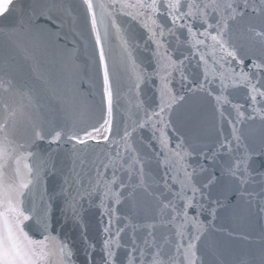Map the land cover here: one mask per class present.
<instances>
[{"label":"snow or ice","instance_id":"obj_1","mask_svg":"<svg viewBox=\"0 0 264 264\" xmlns=\"http://www.w3.org/2000/svg\"><path fill=\"white\" fill-rule=\"evenodd\" d=\"M83 4L90 15L95 42L100 46L99 58L103 63L108 117L103 123L107 125L109 134L103 137L104 141H109L112 135L113 91L99 26L103 25L105 36L109 34V27L115 30L114 34L120 40L122 61L136 73L135 86L139 88L140 83L151 78L153 73L145 72L136 64L132 51L134 42L117 23V16L122 14L138 21L148 34L147 42L154 45V74L160 81L157 108L151 113L145 110L144 119H137L126 126L118 140L113 138V152L93 168L95 175H88L84 161L80 160L79 171L74 164L65 179L62 192L66 193L67 206L74 220L79 222L82 219L84 202L90 203L93 197L98 198L102 216L107 217L99 246L87 237L86 229L82 228L85 264H202L199 245L210 225L199 219L200 213L207 211L215 219L217 211L227 206L229 197L248 204L257 201L264 207V172L251 169L255 152L247 146L244 132L238 127L246 120L259 118L264 121V25L257 28L249 23L243 30L247 33V45L236 42L242 35L239 25L246 17L264 21V0H83ZM56 6L53 0L47 16L32 9L26 14L22 10L21 19L11 28L10 34L31 33L40 16L52 19L50 10ZM181 31L186 34L184 43L189 44V53H180L174 59L175 45L181 43L178 35ZM241 49L258 50L260 56L242 55ZM209 58L214 64L211 74L206 70L203 79L189 87V91L212 96L222 119L225 118V105L236 113L235 118L228 121L230 138L223 137L210 153H199L204 161H211L212 171L204 163L198 166L191 164L189 158L194 152L188 150L183 140L171 146L165 131L170 126L172 112L185 100L184 95L171 88L173 81L178 76L181 87H184L188 80L184 72L187 64L196 59L198 64L207 68ZM245 59L251 60L247 71ZM216 81L219 82L218 91L212 87ZM237 87L247 89L251 109L247 117L242 111L244 105L232 103L228 96L229 90ZM12 91L20 97L15 105L3 99L4 93ZM34 108L29 92L17 88L11 78L0 75V264H75L73 247L49 232L47 204L38 213L35 206L26 203L32 196V187L40 180L41 169L28 162L35 153L29 151L31 145L17 139V127L23 120L32 122ZM150 121V126L160 133L157 139L161 153L165 154V176L179 186L173 191L165 181L171 198L163 192L151 190L152 186L145 181L146 159L134 146V134ZM92 132H99V128H93ZM92 132H85V138L69 135L67 139L87 146L89 140H96ZM61 137L62 132L57 131L51 142L59 144ZM34 139L42 140L44 136L36 130ZM260 154H264V148L260 149ZM75 158L80 159L78 156ZM218 161L222 163L218 165ZM217 167L219 175L215 171ZM120 172L128 174L127 181ZM202 174L203 179H200ZM133 176L136 183L131 182ZM125 189H129L126 194ZM213 189L218 192L215 197ZM138 190L157 202L159 225L170 228L169 233L157 237V225L152 224L148 226L147 234L139 237L137 226L120 225L114 205H119L123 199H135ZM189 209H196V214L190 215ZM33 217H36V230L41 232L43 239H33L25 231V221ZM129 228L131 234L128 241H124L122 236ZM121 250L125 253L122 260L119 258Z\"/></svg>","mask_w":264,"mask_h":264},{"label":"water","instance_id":"obj_2","mask_svg":"<svg viewBox=\"0 0 264 264\" xmlns=\"http://www.w3.org/2000/svg\"><path fill=\"white\" fill-rule=\"evenodd\" d=\"M52 3L53 0H14L5 13L0 16V75L11 78L17 88L29 92L35 104L32 122L29 123L27 120H23L17 127V139L21 143L31 145L29 151L35 153V156L28 162L38 165L41 169L40 180L32 187V196L26 203L35 206L38 213L47 204L49 232L53 236L65 240L67 235L72 236L69 229L74 221L67 206L66 193L62 192L65 187V179L70 175L74 164L79 171L80 160L84 161V168L90 176L95 175L93 168L99 166L100 162L104 160L102 152L99 151L104 144L89 141L88 145L84 146L79 145L76 141L68 140L67 137L69 135H77L85 138V132H92L93 128H99L100 130L102 125H104V120L107 119V104L103 80V64L99 58L100 49L95 42V33L91 28L90 15L83 4V0H55L57 6L50 10L52 19H46L45 16L49 15V5ZM30 9L35 10L37 14L44 12L45 16H40L36 20V23L32 26L33 31L31 33L10 34L11 28L20 21L22 10L26 14ZM118 17L117 23L119 25L121 24L125 27V25L131 24V21ZM249 23L257 28L264 25V21L260 18L246 17L239 27H246ZM129 31H133L132 26ZM179 33H182V31ZM185 35V33L182 34L180 36L181 43L175 45L176 51L173 55L175 58L180 53H189V44L184 43ZM147 37L148 34L136 33L133 40L136 54L146 55V47L154 46L147 42ZM238 41L239 39L236 41L239 44ZM104 46L105 48L108 47L107 43H104ZM141 48L146 49L137 51ZM132 51L134 53V50ZM258 53V50H241V54L245 56ZM109 54L114 55V58L121 56L120 53H116L114 48L109 51ZM108 61L112 64L110 59ZM247 61L251 60L245 59V63ZM142 63L140 61V64ZM190 65L191 71L194 70L195 72V69H197L200 81L203 79L204 70L211 74L214 66L211 58H209L207 68L202 64H198L196 59H193ZM233 66H236L235 63ZM155 67L156 63L150 66L149 70H145V72L153 73V75L140 83L143 85L148 82L150 93L153 96L158 94L160 89V81L154 74ZM113 69L111 74H113L112 78H117L115 80L116 83H118V78L123 77L124 72L128 73V70H130L129 77L131 79L136 78V73L133 72L130 66L121 67L123 70ZM245 70L247 71L249 68L245 67ZM178 78L177 76L175 80ZM127 79L129 78L127 77ZM120 80L123 86V79ZM218 83V81L213 83L214 91H218ZM195 84V82H191V84L189 82L184 83L183 95L185 100L182 101L181 108L184 115L187 112L189 114L186 115L185 120L176 123L170 130L172 132V137L169 138L170 145L175 146L183 140L187 146L188 140H193L197 148L200 142L206 143L208 149L210 148L209 152H211L215 150L214 145L209 142L211 139L207 140L204 137L200 123H202L201 116L203 117L202 108L215 100L205 92L189 91V87L195 86ZM172 87L174 91L177 90L173 83ZM113 88L116 89V87ZM236 97L238 98L236 104H243L244 108L242 111L249 114L251 109L249 107L247 89L241 87L236 93ZM3 99L11 105H15L20 101V97L15 91L4 93ZM158 101L152 99L150 104L146 103V105L155 109L154 104ZM142 103H145L144 95ZM136 105H140L137 96L133 102V107ZM179 107L178 105L175 108L176 117ZM229 107L225 105L226 118L221 120L222 129L225 133H227L226 122L228 123V128L231 129L228 121L236 116L234 109L229 112ZM194 109H198L196 110V113L199 114L198 117L193 115ZM138 111L139 109L135 110L134 114H137ZM228 112L231 113L230 116ZM117 116L118 111L114 115L113 125ZM126 121L127 123L124 122L123 126L133 124L134 115L132 116L131 114ZM243 127L245 128V126ZM36 130L44 136V139H34V131ZM148 130L157 139L159 132L152 127H149ZM57 131L62 132L59 144L51 142L52 136ZM245 133L254 139L253 151L257 153L262 147L264 136L258 134L256 137L255 130H248ZM136 134L143 138L147 135V127L139 129ZM105 135L107 134H99V140L97 141H100V138ZM114 135L115 132L113 130L110 141L104 142L107 144V148L112 144L111 141ZM221 139L214 138L217 142ZM73 145H75V148H73ZM112 150L111 148L110 151ZM188 150L190 151V148ZM74 153L80 159H76ZM143 153L146 159L145 181L152 186L151 190L156 193L163 192L165 196L171 198L165 187V181L167 180L168 185L172 186L173 191L178 190L179 186L167 177H163V172L166 170L164 167L165 154L161 153L160 144L154 140L147 142L143 148ZM198 156L199 152H194V155L189 158V162L194 166H198L195 160ZM257 158L256 154L254 157L257 162L256 170L262 172L260 166L264 163V156ZM224 159H227V157L225 156ZM220 163L222 161L217 162L218 165ZM208 169L209 171L213 170L212 167H208ZM251 169L254 170L252 166ZM215 171L217 175L220 174L219 167ZM119 174L126 181L128 180L127 173L126 178L122 173ZM108 175L110 176L111 173L109 172ZM200 179H203V174ZM131 182H137L135 176L132 177ZM125 190H127L125 193L129 191V189ZM137 192L139 194L136 195L135 199H123L119 205H115L116 215L120 218V225L133 223V225L137 226L136 234L139 237L146 235L150 230L148 226L152 224L157 225V237H161L164 233H169L170 228L159 225L160 216L157 202L147 196L142 190ZM217 194V190L213 189V197ZM98 203L97 197H93L90 203L84 202L81 214L82 227L78 233L80 238L72 245L75 250V264H85L81 237L82 228L86 229L87 237L95 241L97 246H99L103 238L102 229L105 226L107 217L102 216V209L98 207ZM131 209H133L132 212H130ZM189 214L195 215L196 209H189ZM248 217H255L257 221L264 224V207L257 201L248 204L229 197L227 206L217 211L215 219L209 216L207 211L200 213L199 219L205 225H210L206 235L200 242L199 255L202 264H264V233L263 231H254V224ZM35 220L36 217H33L31 220L25 221V231L33 239L40 240L43 239V236L40 231L36 230ZM131 231V228H129L123 236L129 237ZM174 241L175 237H173ZM119 254L123 256L120 257L122 260L125 256L124 251L121 250ZM96 255L98 257L99 254L97 253Z\"/></svg>","mask_w":264,"mask_h":264},{"label":"bare ground","instance_id":"obj_3","mask_svg":"<svg viewBox=\"0 0 264 264\" xmlns=\"http://www.w3.org/2000/svg\"><path fill=\"white\" fill-rule=\"evenodd\" d=\"M104 48H105V46H104ZM106 129H107V125L104 124V128L101 129L97 135H95V137H96V140L95 141L99 140V134H108V132L106 131Z\"/></svg>","mask_w":264,"mask_h":264},{"label":"rangeland","instance_id":"obj_4","mask_svg":"<svg viewBox=\"0 0 264 264\" xmlns=\"http://www.w3.org/2000/svg\"><path fill=\"white\" fill-rule=\"evenodd\" d=\"M6 0H0V9L4 6V3H5Z\"/></svg>","mask_w":264,"mask_h":264},{"label":"flooded vegetation","instance_id":"obj_5","mask_svg":"<svg viewBox=\"0 0 264 264\" xmlns=\"http://www.w3.org/2000/svg\"><path fill=\"white\" fill-rule=\"evenodd\" d=\"M2 1H3V0H2ZM7 1H8V0H6L5 3H6ZM5 3H4V5H5ZM2 8H3V7H2ZM2 8H1V9H2ZM1 9H0V10H1Z\"/></svg>","mask_w":264,"mask_h":264}]
</instances>
